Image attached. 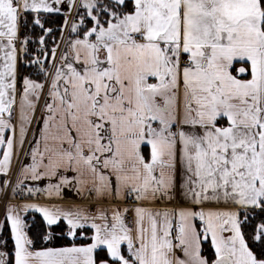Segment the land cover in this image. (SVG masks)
<instances>
[{"label":"snow or ice","instance_id":"6c2138e0","mask_svg":"<svg viewBox=\"0 0 264 264\" xmlns=\"http://www.w3.org/2000/svg\"><path fill=\"white\" fill-rule=\"evenodd\" d=\"M0 202V264H264V0H0Z\"/></svg>","mask_w":264,"mask_h":264},{"label":"trees","instance_id":"16d2710c","mask_svg":"<svg viewBox=\"0 0 264 264\" xmlns=\"http://www.w3.org/2000/svg\"><path fill=\"white\" fill-rule=\"evenodd\" d=\"M52 21L53 22L50 25H47V26H51L53 28H56V27H58V25L62 24V22H63V16L62 15H57V14H52ZM39 34H40V30L37 29L36 30V35L33 36V40H36L38 38ZM55 38L58 41V39H59L58 32L56 33V37ZM47 39L48 38L46 37V40ZM51 46H52V43H51V41H49L48 42V47L50 48ZM36 47H37L36 44H32V48L33 49H36ZM28 215H29V223L31 224L32 218H33V214L31 213V214H28ZM3 218H2V220H3ZM35 219H36V227L33 228L32 231H30V233H29L30 236H34L40 230V219L41 218L39 217V214H35ZM62 230L64 232L67 231L66 225L61 224V226L59 228H56L55 229L57 235H59V233ZM0 239H3V240H6L7 241L6 248H4L3 245H0V248L2 250L11 251L14 248V242L11 240L10 230L9 229H4V231L2 232V234H0ZM66 243H67V241L66 240H63V239H59V240L56 241V244L57 245H64ZM203 250H204V254L211 259L212 256H213V251L211 250L210 245L206 243L204 245V249Z\"/></svg>","mask_w":264,"mask_h":264},{"label":"crops","instance_id":"0c3cea01","mask_svg":"<svg viewBox=\"0 0 264 264\" xmlns=\"http://www.w3.org/2000/svg\"><path fill=\"white\" fill-rule=\"evenodd\" d=\"M65 197L67 198V199H69V200H76L77 198L74 196V194L72 193V192H70V191H68L67 189H65ZM43 202V201H42ZM67 206V205H66ZM4 211H5V209L3 210V214H4ZM29 214H31V213H29ZM3 217H4V215H3ZM4 219V218H3Z\"/></svg>","mask_w":264,"mask_h":264},{"label":"built area","instance_id":"2783aa9c","mask_svg":"<svg viewBox=\"0 0 264 264\" xmlns=\"http://www.w3.org/2000/svg\"><path fill=\"white\" fill-rule=\"evenodd\" d=\"M59 40V39H58ZM3 210H4V205L2 202H0V221H2L3 218Z\"/></svg>","mask_w":264,"mask_h":264},{"label":"rangeland","instance_id":"374dc122","mask_svg":"<svg viewBox=\"0 0 264 264\" xmlns=\"http://www.w3.org/2000/svg\"><path fill=\"white\" fill-rule=\"evenodd\" d=\"M1 249V248H0Z\"/></svg>","mask_w":264,"mask_h":264}]
</instances>
